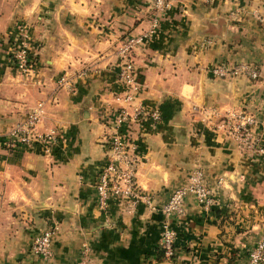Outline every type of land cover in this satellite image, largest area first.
Segmentation results:
<instances>
[{
    "label": "crops",
    "instance_id": "crops-1",
    "mask_svg": "<svg viewBox=\"0 0 264 264\" xmlns=\"http://www.w3.org/2000/svg\"><path fill=\"white\" fill-rule=\"evenodd\" d=\"M152 16V0H0V264H75L83 244L89 264H248L247 252L264 238V0H171L157 17L133 63L138 100L160 118L130 126L141 155L135 182L151 207L128 211L120 197L105 212L97 206L104 126L119 104L114 49ZM22 24L35 46L28 76L10 63ZM236 63L257 77L209 71ZM64 75L70 86L58 82ZM38 102L36 129L56 130L59 145L48 154L39 145L8 147L7 130ZM229 109L255 118L263 152L239 151L218 127ZM193 169L212 192L211 207L187 194L182 212L165 218L161 206ZM164 220L175 233L173 258L155 262ZM47 227L52 254L42 259L30 242Z\"/></svg>",
    "mask_w": 264,
    "mask_h": 264
},
{
    "label": "built area",
    "instance_id": "built-area-1",
    "mask_svg": "<svg viewBox=\"0 0 264 264\" xmlns=\"http://www.w3.org/2000/svg\"><path fill=\"white\" fill-rule=\"evenodd\" d=\"M171 0H152L153 16L148 27L138 34L124 36L115 46L114 53L119 59L115 79L118 91L114 92L113 100L119 102L113 107L111 121L104 126L108 135L106 162L100 169L95 182L96 203L99 209L106 211L109 199L120 197L126 202V208L131 211L136 205L143 204L151 207L149 194L138 187L135 182V173L141 162V155L137 138L130 132V126L137 122H157L160 113L157 107L148 108L138 100L140 82L133 63L134 50L143 45L153 34L158 24V16L170 8ZM10 63L12 68L22 76H28L36 69V62L31 49V37L26 27L17 26L11 39ZM211 75L215 77L245 75L251 79L257 77L255 68L246 63L232 65L217 64L209 68ZM79 72L75 77H81ZM61 85L68 84V79L61 76L58 80ZM42 103L32 106L25 116L13 124L6 132V145L10 148L39 145L43 154H48L59 145V134L50 129L39 132L36 125L42 115ZM255 118L243 110H225L221 115L218 127L232 138L241 152H263L257 138L253 135ZM191 194L196 203L208 210L213 203L211 190L204 184L201 170L193 169L189 172L186 182L173 190L160 212L163 216L178 215L183 209V198ZM54 227H47L34 235L30 242V251L42 259L51 257V238ZM175 233L164 220L161 224L158 239V249L162 250L164 260L173 258V241ZM90 250L87 244H83L80 257L75 264H89ZM248 264H259L264 261V238L258 240L247 252Z\"/></svg>",
    "mask_w": 264,
    "mask_h": 264
},
{
    "label": "trees",
    "instance_id": "trees-1",
    "mask_svg": "<svg viewBox=\"0 0 264 264\" xmlns=\"http://www.w3.org/2000/svg\"><path fill=\"white\" fill-rule=\"evenodd\" d=\"M163 255H162V250L157 249L156 253H155V258L154 261L155 262H159V261H163Z\"/></svg>",
    "mask_w": 264,
    "mask_h": 264
},
{
    "label": "rangeland",
    "instance_id": "rangeland-1",
    "mask_svg": "<svg viewBox=\"0 0 264 264\" xmlns=\"http://www.w3.org/2000/svg\"><path fill=\"white\" fill-rule=\"evenodd\" d=\"M30 37H31V36H30ZM31 49H32V52H33V49H35V46H34L32 40H31Z\"/></svg>",
    "mask_w": 264,
    "mask_h": 264
}]
</instances>
